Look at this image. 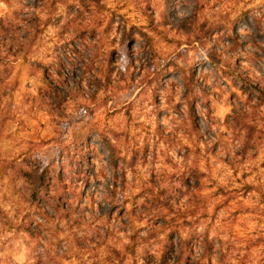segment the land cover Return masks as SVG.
Listing matches in <instances>:
<instances>
[{"label":"rangeland","instance_id":"374dc122","mask_svg":"<svg viewBox=\"0 0 264 264\" xmlns=\"http://www.w3.org/2000/svg\"><path fill=\"white\" fill-rule=\"evenodd\" d=\"M202 233L264 264V0H0V264H195Z\"/></svg>","mask_w":264,"mask_h":264},{"label":"trees","instance_id":"16d2710c","mask_svg":"<svg viewBox=\"0 0 264 264\" xmlns=\"http://www.w3.org/2000/svg\"><path fill=\"white\" fill-rule=\"evenodd\" d=\"M62 1H63V3H64L65 0H62ZM258 92H259V93L256 94V95H257L256 98H257V100H258L259 102H261V101H262V97H263V95H262V91H258ZM257 105H258V102H257ZM108 147H110V148H109V152H108V154H110V153H112L113 149L111 148V146H108ZM42 176H43V175L40 174V176H39V181H44V185H45L46 178L44 179ZM38 184H40V182H38ZM41 185H42V184H41ZM33 193H34V192H33ZM33 195H34V194H33ZM198 237H200V239H201L200 243H201V246H202V250H201V254H200V256L198 257L197 261H195V264H201V263L199 262V259H200V258L208 257L209 250H210V247H211V243H210V241L208 240L206 234H203V233H202V234L199 235Z\"/></svg>","mask_w":264,"mask_h":264}]
</instances>
